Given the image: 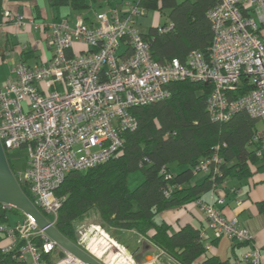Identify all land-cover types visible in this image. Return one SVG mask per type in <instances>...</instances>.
Returning <instances> with one entry per match:
<instances>
[{"label": "built area", "instance_id": "built-area-1", "mask_svg": "<svg viewBox=\"0 0 264 264\" xmlns=\"http://www.w3.org/2000/svg\"><path fill=\"white\" fill-rule=\"evenodd\" d=\"M126 5L124 12L107 5L95 14L93 27L81 15L56 23L29 19L44 34L51 57L47 63L31 65L11 60L12 77L0 86L1 145L4 151L27 149L25 167L13 170V175L54 226L62 200L56 190L65 175L115 155L124 143L123 132L137 127L132 110L168 97L172 82L208 83L206 111L214 121H225L240 110L259 119L262 130L255 131L251 141H260L257 154L264 151V0H216L207 12L212 27L207 51L192 49L183 62L178 58L156 61L137 28V19L145 11L138 0ZM2 16L19 27L26 24L8 9ZM170 27L158 25V30ZM121 45L128 48L124 54L118 53ZM242 78L247 91L233 96ZM220 162L214 152L195 172L216 174ZM216 202L223 204V196ZM195 204L205 217L199 238L206 250L212 248L207 230L213 239L251 243L249 229L235 218L227 219L215 203L196 200ZM2 208L13 207L2 204ZM98 232H102L99 226L84 227L77 245L102 264H136L110 245L94 246L98 245ZM0 233L8 239L1 251L15 252L16 264H87L61 249L25 215L12 227L1 222ZM55 249L63 255L53 256ZM263 249L250 248L241 259L262 264Z\"/></svg>", "mask_w": 264, "mask_h": 264}, {"label": "trees", "instance_id": "trees-1", "mask_svg": "<svg viewBox=\"0 0 264 264\" xmlns=\"http://www.w3.org/2000/svg\"><path fill=\"white\" fill-rule=\"evenodd\" d=\"M48 2L52 7L67 5L77 12L88 6V0ZM215 3L216 0H138L145 12L156 10L167 18L161 26L171 24L166 31H159L157 25L141 33L150 45L152 57L158 62L172 58L183 62L192 49L206 52L212 40L207 12ZM169 88L168 97L132 110L137 127L123 132L124 143L115 155L87 169L68 172L58 186L56 195L62 200L55 226L72 242L80 244L82 223L89 213L96 212L106 228L133 230L178 264H213V257L206 255L204 241L199 238V228L187 225L172 233L154 218L162 210L201 200L203 193L232 172L248 175L249 164L256 157L249 146L260 147V141H251L256 118L240 110L225 121L210 119L206 111L211 90L208 83L182 80L170 83ZM246 91V79L242 78L233 96ZM214 152L221 158L218 173H204L203 182L192 184L194 174L199 173L195 172L197 167ZM174 163L183 168L173 171ZM137 169L142 172V181L130 188L128 174ZM21 188L30 197L23 185ZM258 206L264 212V203ZM5 210L0 203V223L12 227L20 222L10 225ZM217 239L209 240L214 243ZM36 244L40 245L37 239ZM14 254L0 248V264L18 263ZM53 254L58 257L63 252L55 249ZM42 255L49 259L50 255Z\"/></svg>", "mask_w": 264, "mask_h": 264}, {"label": "crops", "instance_id": "crops-1", "mask_svg": "<svg viewBox=\"0 0 264 264\" xmlns=\"http://www.w3.org/2000/svg\"><path fill=\"white\" fill-rule=\"evenodd\" d=\"M131 1L133 0H88L87 8L77 12L67 5L52 7L48 0H0V86H3L7 79L12 77L9 67L11 60L16 62L23 61L31 65L35 62L47 63L51 57L52 53L46 44L44 34L34 29L27 22L29 19H33L38 23H56L62 19H72L77 15H81L86 25L93 27L95 26V14L105 9L107 5L117 7L124 12L127 8V2ZM5 9L23 17L26 24L23 27H19L13 23L6 22L2 16V12ZM149 12L151 11H146L143 15L146 16ZM160 13L158 12L157 14L159 15ZM143 15L137 19V28L141 33L146 32L151 26H157V22L155 23L154 21V24L146 26L142 20ZM166 21L167 18L164 16L162 24ZM121 46L118 49L119 54H124V52L128 51L127 47L123 46L121 48ZM262 127V123L260 128L255 123L254 129L255 131H261ZM249 149L251 151L255 150L256 157L253 160L254 162L249 164L250 171L248 175L238 176L232 172L218 182L214 188H211L200 196V199L203 201H212L215 203V205L220 207L223 215L227 219L235 218L239 224L247 227L252 234L251 243L232 242L225 237L215 240L212 243V248L206 250V255L213 257V264H250L248 261L241 259L242 253L250 248L263 249L264 247V212L258 206L259 203H264V151L259 155L257 154L258 149H256V146L250 145ZM181 168L183 166H176L175 163L172 164L173 171H178ZM204 179L205 174L200 172L194 174L191 183H201ZM218 196H223L224 202L221 205L216 202ZM7 211H12L15 214L19 212L14 211V208L7 209L5 210V216L7 215ZM154 219L157 223L163 222L167 225L168 231L172 233L187 225L194 226L200 230L205 227V217L193 201L187 202L179 207L162 210ZM8 222L5 221V223ZM92 225L96 226L94 224ZM100 229L102 232H98L99 240L96 241L98 245H94L96 242L93 245L101 247L102 242L105 240V245L111 243V247L115 250L119 249L127 256H135V251L129 248L130 246H127L129 234L136 240L137 246L135 248H138V243L144 241V238L133 230L106 231L102 227ZM206 232L207 238L211 239L210 231L207 230ZM146 241L148 243H143V249L137 250V253L140 254V252L149 251L150 249L152 251L157 250L156 255L163 257L164 264H168L167 260L169 264H178L170 256L160 254L158 248L150 240ZM7 243V237L0 233V248ZM261 253L262 264H264V249ZM156 264H163L161 258L156 261Z\"/></svg>", "mask_w": 264, "mask_h": 264}, {"label": "water", "instance_id": "water-1", "mask_svg": "<svg viewBox=\"0 0 264 264\" xmlns=\"http://www.w3.org/2000/svg\"><path fill=\"white\" fill-rule=\"evenodd\" d=\"M0 203L21 211L33 219L61 249L74 255L87 264H102L84 249L64 236L54 225L50 224L38 208L32 203L18 184L10 168L5 151L0 142Z\"/></svg>", "mask_w": 264, "mask_h": 264}, {"label": "rangeland", "instance_id": "rangeland-1", "mask_svg": "<svg viewBox=\"0 0 264 264\" xmlns=\"http://www.w3.org/2000/svg\"><path fill=\"white\" fill-rule=\"evenodd\" d=\"M158 12L156 11H151L149 12L146 16L143 15V22L146 24V26H149V24H154L153 21L157 24L156 25H161L164 20L163 14H157ZM123 48V45L121 46ZM256 125L258 128L261 127V121L259 119H256ZM6 157L9 161V163L12 165L14 170H21L25 167L26 165V159H27V149L25 147H18V148H13L10 150L5 151ZM142 172L140 169L134 170L128 174L127 177V182L130 188H134L138 183L142 181ZM19 211V210H17ZM7 216L9 220V224L13 225L17 221H22L23 220V213L21 211L18 212V214L13 213L12 211H7ZM101 218L98 213L96 212H91L88 214V216L85 218L82 224H84V227H90L92 224L99 226L100 228L102 227L103 230L110 231L109 228H106L105 225L101 224ZM99 228V229H100ZM101 230V229H100ZM98 237V234L97 236ZM105 237V236H104ZM103 237V238H104ZM128 240H127V246H130L133 251H135V256L132 257V255H129L132 257L134 262L136 264H156V259L155 255L157 254L156 251H152L151 249L149 251H142L137 253L136 251L139 249H143L144 244L143 243H148L146 240L148 239H143L144 241L138 243V248H135L136 245V240L133 236L128 235ZM142 237V236H141ZM99 239V238H98ZM105 241V240H104ZM104 241L102 242V247L104 246H109L108 244H104ZM106 243V242H105ZM117 246V245H116ZM134 246V247H133ZM139 254V255H138ZM162 260V263L164 264V259L163 257H158V259ZM167 263L169 264L168 260Z\"/></svg>", "mask_w": 264, "mask_h": 264}]
</instances>
